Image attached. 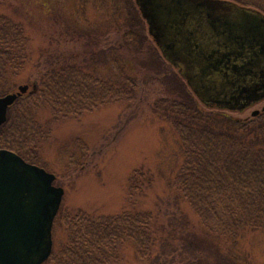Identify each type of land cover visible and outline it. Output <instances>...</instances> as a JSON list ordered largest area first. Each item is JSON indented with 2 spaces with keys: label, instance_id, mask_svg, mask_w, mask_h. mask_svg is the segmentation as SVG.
<instances>
[{
  "label": "trees",
  "instance_id": "trees-1",
  "mask_svg": "<svg viewBox=\"0 0 264 264\" xmlns=\"http://www.w3.org/2000/svg\"><path fill=\"white\" fill-rule=\"evenodd\" d=\"M223 1L242 7L252 4L250 0ZM109 6L111 25L87 43L94 44L92 57L85 55L79 62L74 55L48 60L28 91L8 108L0 126V149L39 166L38 145L49 133L38 122L39 111L49 112L51 121L58 122L79 119L107 104L130 103L142 97L139 74L156 77L164 71L161 84L167 97L158 102V110L162 107L178 137L180 158L168 187L182 197L211 235L235 240L245 230L264 232V112L241 120L201 104L178 70L160 54L135 0H110ZM29 61L23 25L0 13V96L17 92L15 80ZM110 64V75L97 73V65ZM153 184L148 171H133L127 183L128 208L117 214L91 216L81 210H59L53 227L63 229L65 240L52 248L46 263L115 264L119 250L131 243L137 259L149 264H170L168 260L176 256L181 259L176 264H235L217 249L201 250L191 241L189 249L183 246L179 252L172 245L169 251L154 254L153 214L137 210L136 205Z\"/></svg>",
  "mask_w": 264,
  "mask_h": 264
},
{
  "label": "rangeland",
  "instance_id": "rangeland-1",
  "mask_svg": "<svg viewBox=\"0 0 264 264\" xmlns=\"http://www.w3.org/2000/svg\"><path fill=\"white\" fill-rule=\"evenodd\" d=\"M250 1L247 8L264 16V0ZM109 5L110 0H0V13L21 23L29 39L30 61L15 80V89L32 85L48 60L74 55L79 62L85 55L92 57L94 44L90 47L87 43L111 25ZM110 37L111 33L96 48L101 49ZM112 72L111 64L97 65L100 75ZM163 74H139L141 98L107 104L79 119L53 122L49 112L37 113L39 124L49 133L39 143L36 157L39 166L55 175L54 185L63 189L59 210H81L91 216L117 214L128 208L130 175L142 169L153 176L154 184L136 205L137 210L153 214L154 254L169 251L172 245L179 252L183 246L189 249L191 241L201 250L217 249L235 264H264V232L245 230L235 240L211 235L182 197L168 187L180 158L178 137L162 107L158 110V102L167 97L161 84ZM263 108L264 100L243 112H225L245 120ZM64 240L63 229L52 227L53 249ZM173 258L168 260L170 264L181 260ZM115 264L149 263L138 260L133 245L126 243Z\"/></svg>",
  "mask_w": 264,
  "mask_h": 264
},
{
  "label": "water",
  "instance_id": "water-1",
  "mask_svg": "<svg viewBox=\"0 0 264 264\" xmlns=\"http://www.w3.org/2000/svg\"><path fill=\"white\" fill-rule=\"evenodd\" d=\"M135 3L162 57L204 106L241 112L264 99V85L248 93L250 98H230L234 85L244 83L248 75H262L264 16L260 13L223 0ZM229 69L241 74L232 78ZM28 88L23 85L16 93L0 96V126L8 108ZM228 101L238 106L225 108ZM54 181V174L0 149V264H43L49 259L53 222L64 193Z\"/></svg>",
  "mask_w": 264,
  "mask_h": 264
},
{
  "label": "flooded vegetation",
  "instance_id": "flooded-vegetation-1",
  "mask_svg": "<svg viewBox=\"0 0 264 264\" xmlns=\"http://www.w3.org/2000/svg\"><path fill=\"white\" fill-rule=\"evenodd\" d=\"M239 66L240 67H244L243 64H239ZM235 72H237V73H235ZM235 72H233L231 69H229V74H231V77L232 78L236 77L237 74H241V73H238L239 71H235ZM236 79H237V77H236ZM262 85H264V69L262 70V75H255V76L248 75L245 78V82L244 83H241V85H234V86H236V88L234 89V92H233L234 95L231 96L230 98H250L248 93H250L251 91H255L257 89V87L262 86ZM213 87H214L213 90H217V87L216 86H213ZM212 97H215L216 98V96H212ZM205 98H209V97H205ZM215 98H211V99H215ZM262 98H264V97H262ZM262 100H264V99H262ZM218 101L219 100H216V99L214 100V102H218ZM261 101H259V102H261ZM211 102H213V101H211ZM259 102H257V103H259ZM257 103H252L250 106L246 107L241 112H243L244 110H246V109L254 106ZM230 104H233V105L238 106V103L236 104L234 102L232 103V102H229L228 101L227 103L224 104V105H228V107H225V108H229L230 106H233V105H230ZM213 105L214 106H217L216 104H213Z\"/></svg>",
  "mask_w": 264,
  "mask_h": 264
}]
</instances>
